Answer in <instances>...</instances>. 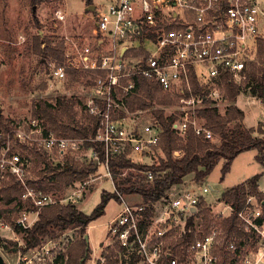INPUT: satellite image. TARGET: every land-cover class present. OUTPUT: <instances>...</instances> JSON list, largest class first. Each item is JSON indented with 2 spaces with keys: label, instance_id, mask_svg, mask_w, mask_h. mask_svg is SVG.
<instances>
[{
  "label": "built area",
  "instance_id": "1",
  "mask_svg": "<svg viewBox=\"0 0 264 264\" xmlns=\"http://www.w3.org/2000/svg\"><path fill=\"white\" fill-rule=\"evenodd\" d=\"M55 15L58 21L67 19L63 9ZM92 19L91 41L82 43L67 36L64 59L52 63L50 80L65 82L70 69L90 74L83 104L98 119L95 135L58 133L35 116L9 120L7 130H0V136L5 137L0 145V185L14 177L23 189L21 201L32 205L23 208L15 225L0 217V255L5 238L10 237L6 231L16 235L17 227L22 231L31 228L44 206L61 200L30 184L32 157L22 151V145L41 150L53 166H62L68 155L89 148L91 159L103 165L108 175H112L110 158L117 153L129 149L127 157L141 163L135 155H152L163 129L155 115L142 113L150 109L131 110L128 106L127 98L137 91L138 77L177 95V103L172 105L176 109L171 113L176 115L171 127L177 134L185 137L192 128L213 141L218 135L199 113L206 106L205 100L224 97L219 80L225 75L244 86L250 62L260 63L264 0H102L95 4ZM193 74L202 86L211 89L209 95L193 92ZM12 141L20 150L13 148ZM88 141L103 144L104 161ZM174 154L180 156L182 151ZM148 176L153 172L148 171ZM88 183L82 181L69 197L81 196ZM210 191L211 185H203L202 190L194 185L173 187L153 203L151 215H147L145 204L131 202L127 194L117 191L121 209L109 221L111 241L106 246L117 242L126 252H136L139 264H264V198L249 194L237 212L241 227L254 239L253 251L246 244L239 248L236 234L228 237L220 223V218L232 213L230 203L225 202L217 213L218 221L213 220L208 230L201 231L196 223L190 225V218L200 211L201 199ZM258 191L264 194V173L258 180ZM192 231L194 239L186 242ZM178 242L180 246L173 248L172 243ZM224 247L235 253L227 262ZM93 264H107L102 251Z\"/></svg>",
  "mask_w": 264,
  "mask_h": 264
},
{
  "label": "trees",
  "instance_id": "2",
  "mask_svg": "<svg viewBox=\"0 0 264 264\" xmlns=\"http://www.w3.org/2000/svg\"><path fill=\"white\" fill-rule=\"evenodd\" d=\"M41 1L34 0V4ZM87 2L90 5L93 0H87ZM33 50L40 56L42 62L48 59L62 61L65 51L64 40L55 41L54 37L42 35L38 30V33L34 36ZM258 54L263 65L254 61L250 62L249 79L244 86L236 83L229 75H225L219 80L224 98L230 102L224 113L221 112L212 98H207L205 100L206 106L199 111L205 118L207 126L219 136V142H213L202 135H198L192 128L186 133L185 137L177 134L171 127L176 115H167L165 109L156 106L157 104L166 106L175 103L177 95L163 92L159 84L151 82L146 77H138L137 91L127 98V103L131 110L149 108L156 116L163 129L157 149H160L163 155L159 157L158 162L139 164L133 163L127 157L129 149L114 155L109 161L115 179L114 191H103L100 201L90 213L78 209L71 200L65 203L44 206L40 210L38 220L31 228L24 231L25 245L22 248L23 252L41 246L48 236L62 233L68 228H75L79 238L71 244L66 252L55 258L54 264H86L92 253V249L85 238L87 227L92 221L104 214L105 208L112 197L119 201L117 191L127 195L137 194L139 200L135 203L145 204L147 215H151L153 203L163 197L169 190L173 187L190 185L186 179L188 175H193L191 183L201 185L222 159H224L223 177L231 169L234 159L246 150L255 148L257 150V160L264 164V137L255 134L256 131H263L254 126L245 125V112L235 103L244 90L264 98V40L259 41ZM69 73L72 76V81L78 80L81 75L79 70L70 69ZM89 81L87 80V82ZM192 83L195 94H200L202 97L210 94L211 89L202 86L195 74L192 76ZM78 105L83 112L86 111L83 101L78 100L76 97L60 95L54 102L39 98L33 104V115L46 119L58 133L92 137L97 130L98 119L87 111V114L81 113L79 115ZM8 121L9 119L5 118L0 112V128L4 131L7 130ZM4 138L3 135L0 136V145ZM88 146L97 151L100 161L105 160V149L102 143L88 141ZM21 149L30 153L33 157V163L39 159L42 160L44 166L39 170L38 178H29L28 180L31 185L45 191H50L52 188L69 187L75 182L85 181L99 168L94 159L82 160L74 155H68L64 165L53 166L41 150L35 147L29 148L27 145H22ZM176 150H181L182 154L176 156L174 154ZM126 169L128 175L122 177L121 174ZM148 171L153 172L152 177L148 176ZM261 175L262 172L256 173L247 180L227 188L221 197L222 201L232 204L233 211L229 216L220 218V223L226 230L228 237L234 233L236 234L239 248L245 244L248 246L254 244V239L251 240V233L241 227L237 212L244 205L249 194L264 198V194L258 191V180ZM22 193L23 189L14 177L5 180L0 185V199L7 204L20 199ZM199 209V212L204 214L207 225L210 219V208L204 198L199 203ZM7 218L11 220L9 216ZM189 223L193 225L194 217L190 218ZM209 227L210 225L207 230ZM17 230L21 231L22 229L17 227ZM193 239L194 232L192 231L188 234L186 242ZM11 243L14 242L10 240L5 248L8 247L9 249ZM180 244V242L172 243V247L177 248ZM223 251L222 254L225 259L228 256L235 255V253L225 250V247ZM102 254L106 256L107 264L140 263V256L136 252H126L119 247L117 242L108 245ZM231 264L235 263L232 261Z\"/></svg>",
  "mask_w": 264,
  "mask_h": 264
},
{
  "label": "rangeland",
  "instance_id": "3",
  "mask_svg": "<svg viewBox=\"0 0 264 264\" xmlns=\"http://www.w3.org/2000/svg\"><path fill=\"white\" fill-rule=\"evenodd\" d=\"M100 1L102 0H93L92 3L96 4ZM34 3V0H0V112L9 120L34 116L33 104L39 98L54 102L58 96L66 95L83 101L88 92L87 80L90 76L88 72H81L78 80L72 81V76L69 73L65 82L52 81L50 80L52 63L63 60L48 59L42 62L40 56L33 50L34 36L38 30L42 35L54 37L55 41L63 39L64 45L67 36L82 43L91 41L93 19L92 10L88 8L87 0H42L40 3ZM58 9H63L67 13L65 21L57 20L55 13ZM147 45L149 49H153L152 43L147 42ZM258 58L259 61H262L260 55ZM259 64L263 65L261 62ZM215 103L222 113L230 104L224 97L219 98ZM235 103L245 112V125L261 129L263 132L256 131L255 134L264 137V98L244 90ZM173 104L166 106L157 104L156 106L164 108L167 114H171L176 109L175 106H172ZM77 108L79 115L81 113L87 114L79 105ZM142 113L146 117H151L152 112L149 111L148 113V110H143ZM44 120L46 123L48 122L46 119ZM0 129L4 131V129ZM219 140L218 136L213 139L214 142H219ZM12 142L13 148L20 150L18 143ZM71 155L82 160H90L92 151L88 148ZM161 155H163L162 151L156 149L152 155L136 154L135 157L141 163H155L159 161ZM256 155L257 150L255 148L240 153L224 177L222 174L224 159L220 160L201 185L191 183L192 174L186 177L190 185L200 187V190H202L203 185H211L212 191L203 196L210 208L209 223L207 222L206 225L203 213L198 212L194 216V223L199 226L201 231H206L211 221H218L217 213L225 207V202L221 200V197L227 188L247 180L256 173H264V164L257 160ZM32 161L29 178L36 179L44 164L40 159L35 163ZM121 175L122 177L127 176L128 170H124ZM87 180L89 183L81 196L69 197L72 191L80 186L81 182H75L69 187L52 188L50 192L61 199L57 203H65L71 200L78 209L90 213L100 201L103 191H114L115 179L113 174L108 175L106 168L99 164L98 170ZM127 197L131 202L139 200L137 194L127 195ZM29 204L22 202L21 199L7 204L0 199V217H4L11 225H15V220L23 208L30 209L32 207ZM120 209V202L112 197L104 214L92 221L87 227L92 253L86 264H93L101 251L103 252L107 247L106 245L110 243L109 221ZM8 216L11 220L7 218ZM5 233L10 235V237L5 238L6 242L3 254H1L6 264H26L27 262H29L28 264H54L55 258L66 252L71 244L79 238L75 228H68L62 233L46 237L41 246L23 252L25 232L17 230L16 235L10 231ZM10 240L14 243L10 244L9 249L8 247L5 248ZM252 247L253 245L250 247L251 250L254 249ZM24 256L28 257L27 260L23 258ZM223 259L225 262L228 260L224 256Z\"/></svg>",
  "mask_w": 264,
  "mask_h": 264
},
{
  "label": "water",
  "instance_id": "4",
  "mask_svg": "<svg viewBox=\"0 0 264 264\" xmlns=\"http://www.w3.org/2000/svg\"><path fill=\"white\" fill-rule=\"evenodd\" d=\"M88 8L93 11L95 9V4L92 3V4L88 5ZM85 238L88 241V239H89L88 234L85 235ZM88 243H89V241H88ZM0 264H6L5 259L2 255H0Z\"/></svg>",
  "mask_w": 264,
  "mask_h": 264
}]
</instances>
